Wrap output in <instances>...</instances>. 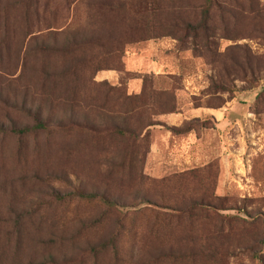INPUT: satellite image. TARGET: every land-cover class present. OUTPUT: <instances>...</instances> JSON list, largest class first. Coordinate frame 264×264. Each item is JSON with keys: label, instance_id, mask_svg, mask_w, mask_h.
I'll return each mask as SVG.
<instances>
[{"label": "rangeland", "instance_id": "rangeland-1", "mask_svg": "<svg viewBox=\"0 0 264 264\" xmlns=\"http://www.w3.org/2000/svg\"><path fill=\"white\" fill-rule=\"evenodd\" d=\"M140 2L0 0V264H264V0Z\"/></svg>", "mask_w": 264, "mask_h": 264}, {"label": "trees", "instance_id": "trees-1", "mask_svg": "<svg viewBox=\"0 0 264 264\" xmlns=\"http://www.w3.org/2000/svg\"><path fill=\"white\" fill-rule=\"evenodd\" d=\"M152 1L153 0H143V2L140 3L141 6L147 7L149 3L150 5L153 4ZM144 10L146 11H130L132 12L130 13L131 20L135 21L136 24H142L141 21H147L149 18L153 22L155 14H157L158 11H150L148 8ZM211 11H212V2L207 1L204 5H202L200 18L196 22L184 18L179 14V11H174L173 15L169 19V33L167 35H171L173 38L179 41L184 40L185 35L190 36V38H192L193 42L195 43V48H197V50H201V48L208 49L209 44L207 41L204 43V47L200 46V44L198 45L196 42H198V38L200 37L201 34L204 35L207 38V40L209 38L210 24L212 20ZM117 50L121 51L122 49L121 47H117ZM32 116L34 118L33 123L21 124L17 121H14L11 123L10 130L15 133L22 134L29 130L44 129L52 124L51 120L53 118L45 117L39 108L34 109ZM78 194L81 196H85V195L96 196L102 198L107 203L118 204V202L115 201L117 199L114 200V198H112L110 195H108L105 192H99V191L88 192L85 189H80L78 191ZM114 241L115 238L103 240L99 243L98 247H106Z\"/></svg>", "mask_w": 264, "mask_h": 264}, {"label": "crops", "instance_id": "crops-1", "mask_svg": "<svg viewBox=\"0 0 264 264\" xmlns=\"http://www.w3.org/2000/svg\"><path fill=\"white\" fill-rule=\"evenodd\" d=\"M225 114L226 113H223V115H220V114H217L216 116V118H217V124H218V122L219 123H223L224 122V118H225ZM176 116V115H175ZM172 117L174 120H177V121H175V124H180L181 122H183V120L186 118H184V117H178V116H176V117ZM180 118V119H179ZM184 118V119H183ZM179 120V121H178ZM206 134H208V132L206 133ZM190 135L192 136V135H194V132H191L190 133Z\"/></svg>", "mask_w": 264, "mask_h": 264}]
</instances>
